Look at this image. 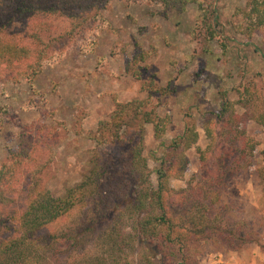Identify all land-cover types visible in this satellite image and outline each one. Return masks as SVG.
I'll return each instance as SVG.
<instances>
[{
    "label": "rangeland",
    "instance_id": "obj_1",
    "mask_svg": "<svg viewBox=\"0 0 264 264\" xmlns=\"http://www.w3.org/2000/svg\"><path fill=\"white\" fill-rule=\"evenodd\" d=\"M46 2L58 11L19 17L11 28L14 38L42 54V72L26 78L20 76L25 68L13 72L0 65V167L13 162L14 154L20 157V183L7 190L0 213L12 219L39 190L64 197L81 185L93 169L92 136L100 123L111 122L118 104L150 100L148 111L168 127L159 138L153 124L144 127L151 181L138 183L137 190H157L164 164L175 244L165 251L138 236L142 214L131 220L126 194L134 187L123 182L133 169L124 149L111 148L128 170L115 163L120 175L110 180V189L104 180L101 191H112L118 205L105 210L90 189L68 217L49 227L79 232L82 247L40 252L50 264H264V126L257 124L264 115V28L249 39L232 27L247 0H216L210 7L223 43L208 39L195 3L178 13L150 0H106L98 8L90 0ZM224 104L230 111L222 117ZM225 168L228 189L219 183ZM194 200L210 202L206 218L198 204L191 207Z\"/></svg>",
    "mask_w": 264,
    "mask_h": 264
},
{
    "label": "trees",
    "instance_id": "obj_2",
    "mask_svg": "<svg viewBox=\"0 0 264 264\" xmlns=\"http://www.w3.org/2000/svg\"><path fill=\"white\" fill-rule=\"evenodd\" d=\"M46 1L0 0V65H5L8 70L13 72H16V69L25 68L26 71L21 72L20 76L26 78L30 76L36 78V75L42 72V54L38 53L36 56L35 52L29 49L28 44L26 46L14 38L11 35V28L19 17L34 15L36 13H56L58 8L53 4L47 5ZM70 1L72 0H66V4L69 5ZM90 1V5L94 8H98L103 3L106 4V0ZM150 1L161 3L164 12L173 10L178 13L185 11L187 5L190 3L197 4L205 16L202 25L208 29V39H217L223 43L224 40L215 30V26L218 24L217 12L216 10L211 13L209 12L210 7L216 0ZM209 15L213 16L212 22L209 20L211 19ZM98 18V15H96L94 20L96 21ZM234 18L236 20L232 22L233 30L238 34L247 36L249 39H253L264 28V0H247V8L237 10ZM40 25L34 26V34L39 32ZM150 89L153 93H162L163 91L155 90L153 87ZM165 92L166 89L163 93ZM149 104L150 100L146 102L134 101L126 105L118 104L117 110L111 116V122L100 123L98 131L92 136V139L96 143V148L93 150V161L95 160L93 169L81 185L69 190L64 197H55L45 188L39 190L26 208L20 211V216H14L12 219L4 217L5 214L0 213V264H50V256L47 253H41V249L42 251L52 249L54 254H66L67 252L73 253L76 249L82 247L80 243H83V241L82 237L79 238V232L77 234H64L57 231L49 232V227L58 224L60 219L68 217L77 208L79 203L82 204L85 201L86 192L90 189L89 192L93 190L90 195H98V201L105 206L103 207L105 210L109 209V205H118L119 202H115V196L112 195V191L110 192L109 190L108 192L106 189L104 192L101 191L102 187L106 185L104 180H106L109 188L111 184L110 180L120 175V169L119 167L116 168L115 163H122L109 150L111 148L124 149L125 163L130 165L129 169H133V173L130 171V174L126 178H123V182L127 183V188H130L131 185L134 187L133 190H130L131 188L127 189L129 192L126 194L129 196L128 198L131 203L128 206L130 209L129 215L131 217L134 214L131 220H134L136 215L142 214V218L140 217L141 219L138 221V223H141V226L138 225V236L142 237V239L146 238L156 241L157 248H164L165 251L171 249L176 242L175 234L178 229H175L176 225L173 224L170 217L173 209L170 206L168 207V202L165 198L168 192L170 175L164 164L157 172L159 181L157 190L151 186L137 190L138 183L145 182L147 185H150L151 181L149 175L146 174L147 172L149 174V166L144 156V127L145 125L153 124L156 138L161 137L168 127V122L160 119L155 112L148 111ZM229 111L230 107L224 104L220 116L225 117ZM257 121V124L264 126V115L257 118ZM229 123L231 122H225L226 125ZM128 129L130 130L129 134H127ZM234 132L238 134L237 136L246 137L244 130L238 131L237 128H234ZM175 145L178 146L177 142H175ZM247 149H251L252 152L250 154L252 156L254 148L249 145ZM227 153L220 154L222 160L225 159L224 155ZM13 157V162L0 167V201L2 200L0 205L5 201L4 197L7 194V190L15 188L18 182L20 183L19 177L16 175L17 169H15V163L18 165L20 157L18 154H14ZM171 163H173L172 160ZM238 163L240 164V162ZM230 165H233V162ZM105 166L111 169L108 168V171L107 168L104 169ZM97 170H99V173H97ZM122 170L125 172L128 170L125 164H122ZM223 173L219 183L226 187L227 181L225 182V178L231 174L227 168L224 169ZM231 173L234 172L231 171ZM226 189L228 188L226 187ZM104 193H106V196ZM123 195L125 197V193ZM206 195L204 194L203 197ZM187 200L188 198L186 199L185 197L182 200L184 204L186 203L185 205L188 204ZM192 203L191 207H195L198 204V212L203 209L205 210L202 215L206 218L208 212V210L206 212V208L210 207V202L207 204L203 200H200L197 203L194 200ZM191 223H195L194 219ZM80 233L84 234V231ZM107 237L111 239L109 234ZM211 237L209 236V238ZM123 241H126V239H123ZM113 242L114 244L116 243L115 246L118 245L120 249L122 248L120 243H117L115 240ZM113 242L109 241V243ZM126 242L128 243V241ZM243 242L249 241L243 238ZM126 246L127 244H125Z\"/></svg>",
    "mask_w": 264,
    "mask_h": 264
}]
</instances>
